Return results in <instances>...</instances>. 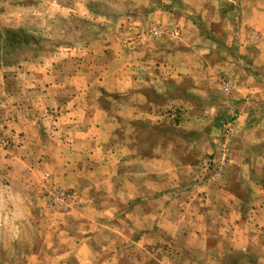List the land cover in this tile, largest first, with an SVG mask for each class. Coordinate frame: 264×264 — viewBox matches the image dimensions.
<instances>
[{"label":"rangeland","instance_id":"1","mask_svg":"<svg viewBox=\"0 0 264 264\" xmlns=\"http://www.w3.org/2000/svg\"><path fill=\"white\" fill-rule=\"evenodd\" d=\"M261 86L264 0H0V264H264Z\"/></svg>","mask_w":264,"mask_h":264},{"label":"crops","instance_id":"2","mask_svg":"<svg viewBox=\"0 0 264 264\" xmlns=\"http://www.w3.org/2000/svg\"><path fill=\"white\" fill-rule=\"evenodd\" d=\"M242 88H243V91H248L249 90L253 91V90H260V86H248V85H242ZM261 90L263 91L264 93V87L261 86ZM251 98H253V100H248V99H244L242 100V102L239 104V105H242L243 106V109L241 110L242 113L240 114V120H243V119H253V120H259V121H262L264 120V98H261L260 96L259 97H255V96H251ZM260 99H262L260 101ZM260 101V102H258ZM248 104H251L253 107H255V105H262V112H260L258 114V110H254V108H249L247 109V105ZM261 110V109H260ZM258 114V117L256 119H254L256 117V115ZM252 120V121H253ZM259 143L261 144H258L257 147L255 149L253 148H250V152H253V151H263L264 152V141L263 139H260L258 140ZM253 149V150H252ZM80 153L78 152V155ZM90 155V154H89ZM91 156V155H90ZM261 158V157H260ZM259 158V159H260ZM258 158H255V156H246L245 160H239L238 161V165L234 167L233 169V173L236 174L237 173V176L239 177V179L237 181L241 182L243 181L244 183V179L241 177L242 173L243 172H246L247 175H248V180H246L247 182H249L250 184H252V182L254 183V185L256 183L259 184V186H261L262 188V191H263V194H264V153L262 155V161L263 163L261 165H259V160ZM81 165H79V163L77 162L76 165L73 166V164H70L69 166H67L66 169H79ZM257 171L258 172H261V175L262 177H260V179H257ZM262 178V179H261ZM226 182H228V184L226 183V189H225V192L227 194H231L233 195L234 197H236V189L233 188L232 186L229 188V181H227L226 179ZM246 182V183H247Z\"/></svg>","mask_w":264,"mask_h":264}]
</instances>
